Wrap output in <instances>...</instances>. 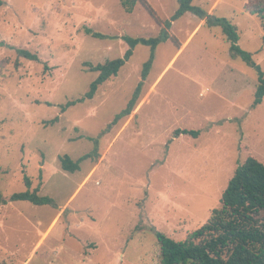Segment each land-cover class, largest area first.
Returning <instances> with one entry per match:
<instances>
[{"label":"rangeland","instance_id":"1","mask_svg":"<svg viewBox=\"0 0 264 264\" xmlns=\"http://www.w3.org/2000/svg\"><path fill=\"white\" fill-rule=\"evenodd\" d=\"M2 1L0 193L8 199L27 190V176L30 190L55 206H1L0 264H160L157 233L186 241L220 206L244 158L264 163V99L253 107L257 69L210 23L235 26L237 45L264 72V32L246 0H193L204 20L190 12L171 20L177 0H140L132 12L121 0ZM167 22L170 37L154 51L136 45L92 99L61 111L98 76L85 63L122 57L123 36L156 37ZM140 81L131 114L110 125ZM177 129L200 134L175 138ZM90 152L74 173L61 169L59 156L76 161Z\"/></svg>","mask_w":264,"mask_h":264},{"label":"trees","instance_id":"2","mask_svg":"<svg viewBox=\"0 0 264 264\" xmlns=\"http://www.w3.org/2000/svg\"><path fill=\"white\" fill-rule=\"evenodd\" d=\"M138 1L140 0H121V4L127 12H132ZM192 1L177 0L178 8L171 20L179 18L186 12H190L200 19H205L207 12L202 7L193 5ZM3 4L4 2L0 0V6ZM245 10L260 19L261 28L264 32V0H246ZM210 23L221 25L225 36L232 43L231 49L257 69L258 83L253 101V107H255L264 99V72L259 65L252 61L249 53L241 50L237 45L239 36L235 26L225 18L212 17ZM169 27L170 22L164 24L162 32L156 37L123 36L122 39L127 42L128 48L122 57L96 65L85 63L89 66V71L97 72L98 76L89 84L88 91L81 98L61 105V111L64 112L68 107L78 102L92 99L101 84L117 75L132 56L136 45H147L154 51L159 42L170 37ZM85 32L96 38L106 37V35L90 28H85ZM4 45V42H0V46ZM16 53L20 58L38 61L37 54L28 49H17ZM152 58L153 52L150 59L144 64L143 80ZM15 65H18L17 62ZM141 87L142 82L140 81L125 108L115 115L110 125L131 114L140 97ZM56 121L57 117L50 120L49 123L53 124ZM181 134L198 137L200 131L177 129L174 137L177 138ZM92 157L93 152H90L74 161L65 154L59 156V162L62 170L74 173L79 168V162ZM24 182L27 190L13 193L8 199L0 193V207L7 201H29L36 205L49 204L55 206L51 197L38 194V189L30 190L31 181L27 176L24 177ZM157 244L160 249V264H264V163L255 156L248 154L228 180L220 196V206L212 210L209 218L202 226L191 232L184 242H177L159 232L157 233Z\"/></svg>","mask_w":264,"mask_h":264},{"label":"crops","instance_id":"3","mask_svg":"<svg viewBox=\"0 0 264 264\" xmlns=\"http://www.w3.org/2000/svg\"><path fill=\"white\" fill-rule=\"evenodd\" d=\"M201 20H204V19H201ZM2 207H0V209H1ZM0 215H1V213H0Z\"/></svg>","mask_w":264,"mask_h":264}]
</instances>
